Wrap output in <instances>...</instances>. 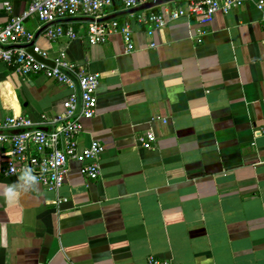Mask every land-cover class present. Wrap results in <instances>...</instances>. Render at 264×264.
<instances>
[{"label": "crops", "instance_id": "1", "mask_svg": "<svg viewBox=\"0 0 264 264\" xmlns=\"http://www.w3.org/2000/svg\"><path fill=\"white\" fill-rule=\"evenodd\" d=\"M30 3L0 0V26ZM116 5L109 16L126 12ZM62 22L88 28L83 18ZM26 27L50 61L65 52L100 76L80 143L102 144V175L89 181L72 161L59 193L26 187L22 174H5L10 146L0 147V264H264V22L253 3L206 25L181 18L153 37L133 23L130 55L121 35L52 43L36 18ZM71 92L0 63V124L22 117L51 131L40 123L61 116ZM147 131L157 138L151 150L138 144Z\"/></svg>", "mask_w": 264, "mask_h": 264}, {"label": "built area", "instance_id": "2", "mask_svg": "<svg viewBox=\"0 0 264 264\" xmlns=\"http://www.w3.org/2000/svg\"><path fill=\"white\" fill-rule=\"evenodd\" d=\"M146 0H31L28 9L20 16H12L10 22L0 26V63L9 67L22 78L41 75L72 90L64 102L61 116H44L40 126L51 128L45 132L36 129V124L26 118L10 117L0 124V132L21 131L16 135L0 133V147L9 145L5 174L13 176L31 169L38 177V183L49 191L59 193L65 184L70 162L81 164V172L89 181H98L102 175L100 159L104 147L98 141L81 146L83 121L93 119L97 114V91L100 76L88 73L82 66L69 61L61 52L52 59L54 67L38 61L28 53L33 45L34 53L49 60L47 51L35 43V35L26 27V22L36 18L44 26V37L52 42L62 40H84L88 45H104L114 35H121L125 52L136 51L133 23L147 26V35L153 37L170 22L181 18L193 19L200 24L211 23L218 14L228 15L248 3H253L262 14L264 22V0H182L178 7L159 12L140 11L128 15L127 20L118 18L102 21L108 11L119 3L125 11H134ZM6 11L13 13V7L6 3ZM83 18L88 20L87 31L77 30L74 23L64 20ZM150 47L155 48L152 43ZM80 89V99L77 84ZM166 122L165 120H163ZM264 136V126L261 129ZM157 138L152 131L138 137L142 149L151 150ZM58 198V204L67 202ZM149 264H181L174 260H163L156 256L148 259Z\"/></svg>", "mask_w": 264, "mask_h": 264}, {"label": "water", "instance_id": "3", "mask_svg": "<svg viewBox=\"0 0 264 264\" xmlns=\"http://www.w3.org/2000/svg\"><path fill=\"white\" fill-rule=\"evenodd\" d=\"M170 1H175V0H156L154 2H151V3H148L146 5H143V6L139 7L138 9H136L134 11H126V12H123V13L115 14V15H112V16L104 18L102 21L112 20L114 18H118L120 16L129 15V14L134 13V12H140V11H143V10L155 8V7L161 6L163 4H166V3L170 2ZM28 53L33 55L38 61L43 62V63H45V64H47V65H49L51 67H54V63L52 61L46 60V59L42 58L41 56H39L38 54L34 53L33 45L28 47ZM75 82L77 84L78 96H79V99H80V89H79V86H78V83H77L76 79H75ZM41 130H43L45 132H49L48 128L41 129ZM24 132H26V131L25 130H21V131H10V132H0V133L9 134V135H16V134H21V133H24Z\"/></svg>", "mask_w": 264, "mask_h": 264}, {"label": "clouds", "instance_id": "4", "mask_svg": "<svg viewBox=\"0 0 264 264\" xmlns=\"http://www.w3.org/2000/svg\"><path fill=\"white\" fill-rule=\"evenodd\" d=\"M21 180L26 187H34L38 183V177L33 173L31 169H26L22 175ZM17 185H9L6 192L8 195H14L17 190Z\"/></svg>", "mask_w": 264, "mask_h": 264}, {"label": "trees", "instance_id": "5", "mask_svg": "<svg viewBox=\"0 0 264 264\" xmlns=\"http://www.w3.org/2000/svg\"><path fill=\"white\" fill-rule=\"evenodd\" d=\"M152 1V0H151ZM117 4V3H116ZM115 7H117V5L115 6Z\"/></svg>", "mask_w": 264, "mask_h": 264}]
</instances>
